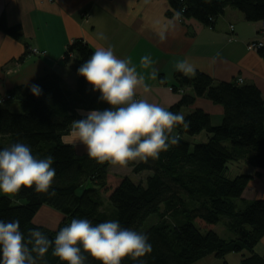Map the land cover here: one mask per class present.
<instances>
[{
    "label": "trees",
    "instance_id": "16d2710c",
    "mask_svg": "<svg viewBox=\"0 0 264 264\" xmlns=\"http://www.w3.org/2000/svg\"><path fill=\"white\" fill-rule=\"evenodd\" d=\"M168 1L181 21L191 18L206 27H214L226 7L240 12L247 22L264 21V0ZM5 29L12 38L20 36L19 25ZM65 48L61 59L76 75L73 89L63 86L57 71L47 69L32 82L41 87V95L32 94V84L16 85L5 93L10 98L1 103L16 101V110L0 104V148L23 142L38 158L54 157L56 176L50 191L54 189L55 195L26 187L8 197L1 195L0 219L19 220L26 236L35 228L49 240L72 218H87L94 224L116 219L125 228L147 233L152 245L151 252L138 261L124 257L122 264H194L207 255L222 259L230 252H242L241 264H264V253L259 255L254 250L264 237V199L242 198L249 181L261 173L229 177L226 172L227 163L239 159H245L251 168L264 170V94L258 87L240 84L234 78L217 81L200 70L188 75L175 72L172 89L190 88V92H182L168 110L182 114L191 108L182 114L187 126L181 123L173 128L171 135L178 136L179 142L161 152L158 159L127 163L134 174L150 171L144 184L135 183L130 177L109 171L111 162H97L63 141V135L72 130V121L81 118V110L109 107L98 101L99 92H93L77 73L93 53L92 48L80 38ZM29 51L25 48L24 55ZM256 51L264 62V48ZM201 98L222 107L219 124L212 125L209 113L195 106ZM202 131L205 141L189 140ZM103 196L110 203L107 210ZM42 208L59 214L53 229L37 222ZM218 222L231 232L228 238L215 231ZM85 255V264H101ZM37 264L67 262L53 256L49 247Z\"/></svg>",
    "mask_w": 264,
    "mask_h": 264
},
{
    "label": "crops",
    "instance_id": "0c3cea01",
    "mask_svg": "<svg viewBox=\"0 0 264 264\" xmlns=\"http://www.w3.org/2000/svg\"><path fill=\"white\" fill-rule=\"evenodd\" d=\"M263 24L247 22L231 7L225 8L214 27L191 18L181 21L168 0H0V95L16 85L32 84L47 69L57 71L63 86L73 89L76 75L61 58L67 43L78 38L93 52L110 46L117 57L129 59L148 86V91L137 90V98L166 109L179 101L182 92H190V88L175 92L171 87L177 72L175 64L183 60L217 81L240 78V84L256 85L264 94V62L258 51L248 48L253 41L264 42V34L259 33ZM12 25L21 29L18 38L6 32L5 28ZM165 25V38L161 39L158 30ZM25 48H36L44 54L29 51L24 55ZM146 55L152 61L147 68L141 65V57ZM195 106L209 113L212 125L221 122L219 105L201 98ZM190 110L184 109L182 114ZM62 139L77 153L87 152L76 142L72 130ZM249 171H260L261 176L249 181L242 198L264 199V170L249 167ZM47 211L42 208L36 219L48 227L51 220L45 217ZM254 250L259 255L264 253V237ZM241 256L242 252H230L222 259L207 255L194 264H241Z\"/></svg>",
    "mask_w": 264,
    "mask_h": 264
},
{
    "label": "clouds",
    "instance_id": "9594fccd",
    "mask_svg": "<svg viewBox=\"0 0 264 264\" xmlns=\"http://www.w3.org/2000/svg\"><path fill=\"white\" fill-rule=\"evenodd\" d=\"M176 16L178 19L179 13ZM166 29L167 25L158 30L161 39L165 38ZM151 63L149 56L141 57L143 67ZM175 68L185 75L195 72L187 60L177 62ZM77 73L93 92H99L98 101L109 105L81 110V118L72 121V134L78 144L85 146L90 158L125 165L158 159L161 152L179 142V137L171 132L178 124L187 126L184 116L147 99H138V89L148 91L144 78L129 59L117 57L110 46L98 47L77 68ZM152 75L155 78V72ZM30 91L39 96L42 89L32 84ZM53 162L52 156H35L27 143L15 142L0 148V193L14 194L26 187L54 196L55 190L50 191L56 176ZM49 247L53 256L67 264H85V253L101 264H122L124 257L138 261L152 250L147 233L125 228L116 219L94 224L87 218H72L53 240L35 228L26 236L19 220L0 219V264H37Z\"/></svg>",
    "mask_w": 264,
    "mask_h": 264
},
{
    "label": "rangeland",
    "instance_id": "374dc122",
    "mask_svg": "<svg viewBox=\"0 0 264 264\" xmlns=\"http://www.w3.org/2000/svg\"><path fill=\"white\" fill-rule=\"evenodd\" d=\"M248 46H249V44H248ZM31 49L32 48H30L29 50H31ZM251 50H253V49H251ZM67 69H69V68L67 67ZM1 106L2 107H6L7 106L9 109H12V110L13 109L16 110V108L18 107L16 101H13V100L4 102L3 104H1ZM205 139H206V136H205V132L204 131H202V133L199 134V135H194V136H191V138H189V140L191 142H202V141H205ZM108 167H109L108 168L109 171L114 172L116 174L118 173L119 175H125L126 177H130V179L132 181H134L135 183H138L139 181H141L144 184L146 178L150 174V171L149 172L143 171V172H140L138 174H134V173L131 172V167L128 166L127 164H125V165H119V164H112L111 163ZM249 167L250 166L245 161V159H239L236 162H232V161L228 162L227 163V170H226V172H227V174H228L229 177H233V176H236L237 174L250 172L249 171ZM83 187H84V185H83ZM80 191H82L81 188L78 189V192H80ZM1 195L8 197V196H11L12 194H3V193H0V196ZM104 199H106V198L104 197ZM109 205H110V203H109L108 199H106V202H105V205H104L106 210H107V208H108ZM47 212L48 213H45V217L46 218H49L51 220L50 224L48 225V228L53 229L58 224L57 222L60 220V216H59V214H56L54 212L53 213H51L50 211H47ZM45 217H43V215H42V218H45ZM150 218H148V221H149ZM153 220L156 221V219H154V218H153ZM45 226L47 227V225H45ZM215 231L220 236L225 237V238H228V235H231V232L229 230H227L223 226V224L221 222H218L217 226H215Z\"/></svg>",
    "mask_w": 264,
    "mask_h": 264
},
{
    "label": "built area",
    "instance_id": "2783aa9c",
    "mask_svg": "<svg viewBox=\"0 0 264 264\" xmlns=\"http://www.w3.org/2000/svg\"><path fill=\"white\" fill-rule=\"evenodd\" d=\"M230 29H232V26L231 25H230ZM259 33H261L262 35L264 34V24L260 27ZM248 48H250V49H254L255 48V50L258 49V48H264V42L262 40H260V39L259 40H256V41H253L252 43L249 44ZM31 53L34 54V55L35 54H39V55L44 54L43 51L37 50L36 48L35 49L32 48L31 49ZM237 82L238 83H241V79L238 78L237 79ZM9 98H10V96L7 95V94H5L4 96L0 97V104L5 99H9Z\"/></svg>",
    "mask_w": 264,
    "mask_h": 264
}]
</instances>
